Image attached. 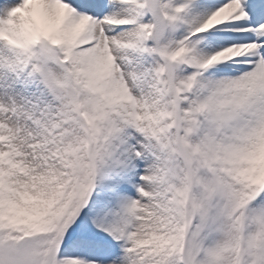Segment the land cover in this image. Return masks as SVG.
Returning <instances> with one entry per match:
<instances>
[{
  "label": "snow or ice",
  "instance_id": "snow-or-ice-1",
  "mask_svg": "<svg viewBox=\"0 0 264 264\" xmlns=\"http://www.w3.org/2000/svg\"><path fill=\"white\" fill-rule=\"evenodd\" d=\"M0 264H264V0H0Z\"/></svg>",
  "mask_w": 264,
  "mask_h": 264
}]
</instances>
